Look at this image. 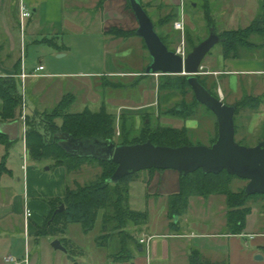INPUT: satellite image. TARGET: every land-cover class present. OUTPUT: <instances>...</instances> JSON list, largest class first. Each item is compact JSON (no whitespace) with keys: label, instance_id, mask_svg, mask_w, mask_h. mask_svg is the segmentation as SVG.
Here are the masks:
<instances>
[{"label":"crops","instance_id":"0c3cea01","mask_svg":"<svg viewBox=\"0 0 264 264\" xmlns=\"http://www.w3.org/2000/svg\"><path fill=\"white\" fill-rule=\"evenodd\" d=\"M20 1L0 0V39L2 38L1 36H5L7 38L6 43L9 44V47L6 49V46L1 44L0 41V76H15L21 83V75L23 73L36 75V78L41 76L47 78H69L72 75H78L62 72L57 69V66L51 67L50 73L42 74L47 68L41 61L38 66L29 70L27 63L29 56L28 43L31 41L30 44L35 45V48L38 49L44 50L43 48H46V52L51 56L66 58L71 52L72 36L84 35L86 33L85 29H90L91 27H97L100 30L105 39L109 41L110 49L113 53H119L121 50H124L126 47L120 48V45L127 46V43L131 41L137 45L140 44L138 50L141 54L148 51L143 39L137 35L129 37V39H116L111 34V30L114 27L123 30H127L128 28L117 19L120 15L116 17V11L112 13L110 9V2L112 0L106 3L104 12H99L100 15L97 20H94L95 17L93 19L90 18L88 14L89 9L85 11V6H89V1L87 0H71L72 4L76 5L73 12L78 14L80 10V13L83 14V17L77 15L75 19H69L66 15L69 0H23L27 8L33 13V17L27 21L24 41L22 42L19 30ZM142 1L146 3L145 0ZM150 1H152L151 7L147 6L148 3L145 7L156 26L157 33L176 51L181 46L182 33L176 31L173 24L179 17L182 7L186 22L185 42L187 43V38H191V42L199 43L203 41L201 38L207 39L210 35L207 22L209 16L214 23L217 33L220 34L224 31L250 26L258 17L261 4V0ZM97 3L93 5L92 9L95 12H97ZM218 26L221 28L220 33L217 29ZM17 30L20 33V53L14 56V53L17 51V41L14 33ZM138 40L141 42L139 41L140 43H138ZM50 42H53L56 46L47 44ZM142 63L143 68L141 71L122 72L115 68L114 63L111 64L110 62L106 64L107 73L100 74V76L102 78L127 76L141 78L148 76L160 77L159 75H146L144 67L149 65L150 61H143ZM41 65L44 66V71L37 72V68ZM201 71L203 73L201 76H206L215 83H219L217 91L225 102L227 94L223 81L229 78L228 82H226L227 93H233L235 90H238L239 85L237 84L239 82L235 83L232 78L241 76L242 74L264 76V60L258 57L225 58L222 50L217 55H211L208 59H205ZM106 85H109V83H106ZM178 94L177 92H167L160 95L159 89L158 92L156 89L146 90L143 102L139 104H123L121 100L112 98L108 100V104L101 105L100 110L106 107L110 113L116 116L115 112H118V121L124 115L122 111L127 109L137 110L138 115L150 114L151 117L162 118L159 110L163 108L170 109L173 104H176L179 100ZM263 95L264 93L258 95L248 94L244 98L247 96L260 97ZM98 100V97L93 96V102H97ZM241 100L236 99L234 103ZM112 108L114 111L111 112ZM20 138L22 137L20 136ZM0 146L6 148L4 145ZM23 151L24 156L30 158L27 153V143L25 144L24 141ZM7 168L9 172L3 173L0 177V264H13L7 261L9 257H14L20 264H46V262L41 261L40 256H37L36 259L33 257L34 252L39 251V248L42 246L43 241L40 239L48 237H39L37 233L39 229L44 227L52 213V207L48 201L54 198H63L72 181L71 176L77 172L69 173L65 167L59 166L50 169L49 171H52V173L47 174L43 173L45 171L39 167H28L25 162L22 166L23 186L19 187L18 184L22 183V179L16 180L17 177L15 178L14 170L8 166ZM81 169L84 170V165ZM79 172L81 171L79 170ZM175 181L178 184V190L173 194L179 192L180 175H177ZM147 198L149 222L141 229H135L138 246H136L131 258L115 259L108 257V259H103L96 264H190L191 255L195 250L199 251L205 261L213 264H258L259 260L256 257L260 254L259 251H264V233H258L255 229L249 232V217L247 227L242 234L229 233L227 229L228 205L225 196H222V198H218L217 195L191 197L187 214L180 218L181 221L179 219V221L175 222V226L171 225V220L168 217L169 199L167 206L162 207L161 213L152 214V210L149 208L153 205V202L160 200V197L154 200L151 195L147 194ZM27 206L33 213L28 224L25 219ZM215 206L216 209L221 211V220L218 224L206 221L208 219L207 214H214ZM200 214L204 218H201ZM248 237H251V241H247ZM142 240L147 241V243L142 244ZM57 264L69 263L64 261Z\"/></svg>","mask_w":264,"mask_h":264},{"label":"rangeland","instance_id":"374dc122","mask_svg":"<svg viewBox=\"0 0 264 264\" xmlns=\"http://www.w3.org/2000/svg\"><path fill=\"white\" fill-rule=\"evenodd\" d=\"M87 1H89V6H85V11L89 9L88 14L90 18L93 19L95 17L94 20H97L100 13L104 12L105 5L109 0H103L104 4L102 5V0ZM145 1L146 3L143 2V4L146 6L148 3L147 6L151 7L152 1ZM96 3V11L98 13L92 10L93 5ZM110 5L112 13L116 11V17L117 15H120V17L118 16L117 19L120 20L122 25L128 27L127 30L124 31H137L139 27L138 22L132 10L129 8L126 0H112ZM75 8L76 5H73L72 1L69 0L66 9V15L69 19H75L77 15L83 17V14L80 13V10L78 14L73 12ZM27 21L28 20H26V24ZM115 28L116 27L113 29ZM107 29L109 28L107 27ZM217 29L220 33L221 28L218 26ZM19 30L21 31L20 8ZM19 30L14 33L17 41V54L14 53V56H17L20 53ZM85 30L86 33L84 35L79 34L78 36H72L71 52L66 58L51 56L46 52V48H43L44 50L35 48L36 46L30 44L31 41H29V56L27 61L29 70L34 69L35 66H38L41 61L47 68L42 74L50 73L51 67L57 66V69L62 72L78 75H72L69 78H47L44 76L36 78V76L32 77L34 75H31L29 76L30 78L27 77L25 80H23L21 77V87L23 82L25 85L27 114L30 113V115H33L35 113H51L53 108L56 107L63 96L67 94H73L75 96V101L69 111L72 113H81L87 110V108L94 112H98L101 108V105L108 104V100L112 98L115 100H121L123 104H139L143 102L146 90L150 91L156 89L158 92V82L160 77L148 76L141 78L127 76L102 78L100 74L107 73V63H114L115 68L122 72H138L143 68V61H150V54L148 51L144 52V54H141L138 50L140 44L137 45L133 41L127 43V46L121 44L120 48H126L121 50L119 53H113L110 49L109 41L105 39L97 27H91L90 29L86 28ZM112 35L114 36V34ZM133 36L135 37V35H132L131 37ZM1 37V44H4L6 46L5 48L7 49L9 47V44L6 43L7 38L5 36ZM120 38L121 37H116V39ZM201 39L204 41L205 38ZM139 41L140 40H138V43L141 42ZM192 45L193 43L190 44V46H188L186 43V47L189 49L188 53L192 51ZM222 50L223 44L221 42L215 45L206 59H208L211 55H217ZM258 58L263 60L261 56H258ZM148 66L149 65H146L144 68L147 69ZM201 78L210 90L218 93L217 87L219 83H215L206 76H201ZM228 79L229 78H226V80L223 81V84L225 83L224 88L227 94V98L225 100L227 105L232 106L231 104L239 103L240 101L234 103V100H243V98L248 94L258 95L264 93V76H248L242 74L241 76L233 77L232 79L235 83L239 82L237 84L239 85V88L231 94L227 93L228 88L226 82H228ZM106 83H109V85H106ZM22 92L23 91H21V93ZM166 93L167 92H163L160 93V95ZM93 96L96 98L98 97L99 100L97 102H93ZM178 96L179 100L176 104H173L170 109H176L182 104H185L191 114H186L184 118L174 117L172 115L166 114V111L169 110V108H163L159 110L160 114H162V118H156L153 116L151 117L150 114L138 115L137 110L129 109L122 111L124 113L123 116L130 118V122L135 124L137 129L143 127L147 117L152 118L154 125L159 122L163 126H177L175 128L179 127V129L185 127L190 131V144L192 146H211L212 142L218 138V123L215 115L203 105L193 104L195 98L192 91H187L185 96H182L179 93ZM262 97L264 101V95ZM110 111L112 112L114 109L112 108ZM115 113L118 116V112ZM57 123L61 124V121L57 120ZM235 124L237 142L247 147L257 146L260 142L264 141V104L252 109L242 106L235 116ZM119 126L120 124L118 121L116 128L117 140L121 139ZM24 155L23 138L13 142L12 146L9 148L0 146V162L3 157H6L7 166L14 170L15 178L17 177L16 180L19 178L22 179V183L18 184L19 187L23 186L22 166L25 164V162L28 167L36 166L45 171L43 173H52V171L47 170L48 167L50 169L52 168V162L34 160L32 158L30 159ZM79 170L81 172L78 173ZM101 171L102 170L97 162H88L84 164V170L80 168L76 171H73L77 172L79 176L77 173H74L73 176H71L72 181L69 186L70 189L75 190L77 185L82 187L95 182L101 175ZM177 175L180 174L174 170H146L135 173L132 176L134 182L130 186V207L133 210L146 211L148 206L147 194H149L154 200L160 197V200L153 202V205L151 204L152 206L149 208L152 210V214L161 213L162 207L167 206L169 196L178 190V184L175 181ZM229 185L234 192H239L245 190L248 185V181L242 180L240 178H232ZM255 196L256 197L250 199L248 202V205L252 207V213L248 216L250 222L249 232L255 229L258 233H264V195ZM217 197L222 198L221 195H217ZM102 215L103 212L100 213L95 228L89 232H85L80 224H71L68 228V234L65 236H48L46 239H40L43 241L42 246L39 248V251L34 252V259H36L37 256H40L41 261L46 262V264H57L58 262L64 261L68 262L69 264H96L103 259H108V257L121 259L126 254L125 252H122L123 242L121 238L116 234L112 235L110 238H101V236L104 235ZM201 215L202 214H200V216ZM207 215L208 219L205 218L206 221L211 222L212 224H218V222L221 220V211L216 209V206L214 207V214ZM201 218H204V216H201ZM175 221L177 222L179 219L176 218ZM135 229L138 230L139 228L130 225L127 229V232L132 233L135 236L137 234L135 233ZM62 239H69V244L66 246L64 245L65 243L62 242L66 248V251L56 250L53 247V243L55 241H60ZM247 241H251V237H248ZM127 248L128 251L133 253L135 252L136 246L132 245L131 242H128ZM259 253L263 259L259 260L258 264H264V251H259Z\"/></svg>","mask_w":264,"mask_h":264},{"label":"trees","instance_id":"16d2710c","mask_svg":"<svg viewBox=\"0 0 264 264\" xmlns=\"http://www.w3.org/2000/svg\"><path fill=\"white\" fill-rule=\"evenodd\" d=\"M104 1L102 0L101 5L104 4ZM126 1L132 10L128 0ZM143 6L147 11L144 4ZM207 20L208 28L211 30V28H214V23L210 16ZM111 34H114L115 37L129 38L136 35V31L130 32L115 28L111 30ZM219 36L223 40V55L225 58L240 59L261 56L264 60V0H261L258 17L250 26L224 31ZM160 37L170 50L176 51L169 46L162 36ZM192 43L193 50L201 42L194 43L191 42V38H187V45L190 46ZM47 44L56 46L53 42ZM200 80L206 86L201 76ZM158 89L160 93L177 92L182 96H185L187 91H192L187 77L184 75L160 76ZM210 91L216 97H219L218 93ZM74 101L75 96L67 94L53 108L51 113H35L33 115L28 113V155L34 160L52 162L51 169L63 166L69 173L80 169L88 162H97L102 170L101 175L93 183L82 187L77 185L75 190L69 187L63 198L50 199L48 202L52 207V213L44 227L39 229L37 235L39 237L65 236L68 234V228L71 224H80L85 232H89L95 228L99 215L103 212L104 235L101 238L118 235L123 242L122 252L127 254L121 259L131 258L133 253L128 251L127 244L131 242L132 245L138 246V241L132 233L127 232V229L130 225L142 228L149 222V212L147 210L135 211L130 207V184L134 180L132 177L134 174L125 177L119 184L109 183L108 180L118 168L114 161H101L71 155L58 144V141L54 139V135L62 132L72 135L76 139L100 137L107 141L112 140L117 145L142 144L151 141L157 146L177 148L192 146L190 144V131L185 127L179 129L172 126H163L159 122L154 125L150 117H147L142 128L137 129L135 124L130 122V118L122 115L119 120L121 139L117 140L118 119L115 114L110 113L106 107L98 112L87 109L81 113H72L69 109ZM262 101V96L246 97L236 104L238 107L237 112L242 106L249 109L261 106L264 103ZM193 104L199 103L195 99ZM21 113L22 93L20 81L15 76H0V123H11L20 120ZM166 114L184 118L186 114L190 115L191 112L185 104H182L176 109L167 110ZM57 120H60L61 124H58ZM12 144L13 142H10L6 135L0 134V145L9 148ZM5 172H9L6 157L0 163V177ZM232 178L238 177L229 175L226 171L219 175H207L202 170L187 176L180 174L179 192L170 195L168 201V217L171 220V225L175 226V219H180L187 214L191 197L222 195L227 198V229L229 233L242 234L247 227V218L252 213V207L248 205V202L256 196L247 195L245 190L234 192L229 185ZM62 205L65 206V210L54 217L56 210ZM61 241L65 243V246L69 244L68 239H62ZM190 264L213 263L205 261L199 251L195 250L191 255Z\"/></svg>","mask_w":264,"mask_h":264},{"label":"water","instance_id":"95a60500","mask_svg":"<svg viewBox=\"0 0 264 264\" xmlns=\"http://www.w3.org/2000/svg\"><path fill=\"white\" fill-rule=\"evenodd\" d=\"M138 22L136 35L143 39L150 54V64L146 75H184L194 93L196 101L210 110L218 123V139L211 146H157L151 141L142 144L117 145L114 141L100 137L76 139L72 135L58 132L54 139L69 154L114 161L118 168L108 180L119 184L122 179L146 170H174L183 176L202 170L205 174L219 175L226 171L229 175L248 181L245 189L250 196L264 195V141L257 146L247 147L236 140L235 115L238 107L227 105L221 97H216L200 80L202 64L211 50L223 40L215 28L210 35L193 48L184 59L172 51L162 41L155 29L151 16L145 10L142 0H128ZM0 134L10 142L20 137V121L0 123ZM47 170H50L48 167ZM65 210L62 205L54 217ZM56 250L66 251L61 241L53 243ZM258 260L263 257L258 255Z\"/></svg>","mask_w":264,"mask_h":264},{"label":"built area","instance_id":"2783aa9c","mask_svg":"<svg viewBox=\"0 0 264 264\" xmlns=\"http://www.w3.org/2000/svg\"><path fill=\"white\" fill-rule=\"evenodd\" d=\"M19 8H20V17H21V31L20 32H21V37H22V42H23L24 36H25L26 20L31 19L33 17V13L27 8V6L22 0L20 1ZM173 27L176 31H179L182 33V43L176 52L185 59L188 55V52L186 49V42H185V37H184L185 30H186V22H185V13H184L183 7H182L179 17L174 22ZM36 71L37 72L44 71V66L42 65L39 66ZM29 76L31 75L27 73H23L21 75L23 80H25ZM21 88H22L21 91L23 92H22V116L20 117V120H19L20 121V136L23 138V141L26 144L27 143V131H28V127H27V115L28 114H27V103H26V93H25L24 82ZM32 215H33L32 211L27 206L26 211H25V219H26L27 224L29 222V219L32 217ZM141 243L144 244V243H147V241L142 240ZM7 261L13 264H20V262L14 257H9Z\"/></svg>","mask_w":264,"mask_h":264}]
</instances>
